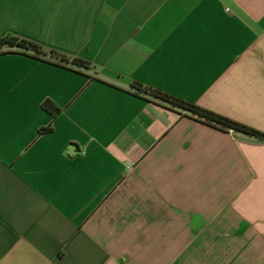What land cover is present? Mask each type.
Wrapping results in <instances>:
<instances>
[{
	"label": "crops",
	"instance_id": "crops-1",
	"mask_svg": "<svg viewBox=\"0 0 264 264\" xmlns=\"http://www.w3.org/2000/svg\"><path fill=\"white\" fill-rule=\"evenodd\" d=\"M8 36L89 69L0 55V264H264V144L131 89L264 133V0H0Z\"/></svg>",
	"mask_w": 264,
	"mask_h": 264
},
{
	"label": "trees",
	"instance_id": "trees-1",
	"mask_svg": "<svg viewBox=\"0 0 264 264\" xmlns=\"http://www.w3.org/2000/svg\"><path fill=\"white\" fill-rule=\"evenodd\" d=\"M15 51L22 54H30L35 58H48L60 65L77 67L80 69H89V64L77 58H68L58 52H45L40 46L16 37H5L0 39V55L4 52ZM131 89L138 97L149 99L153 102L164 105L168 109L180 112L191 119L201 122L212 128L230 132L241 139L264 144V133L250 128L244 124L218 115L214 112L206 110L195 104L186 102L159 90L144 86L138 82L131 83ZM43 109L50 113L54 118L60 113V110L55 104L49 100L43 103ZM52 131V126H48L39 131L40 134L49 133Z\"/></svg>",
	"mask_w": 264,
	"mask_h": 264
}]
</instances>
